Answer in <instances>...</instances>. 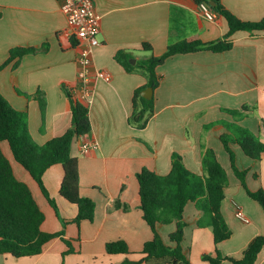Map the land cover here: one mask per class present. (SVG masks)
I'll return each instance as SVG.
<instances>
[{"label":"crops","instance_id":"crops-1","mask_svg":"<svg viewBox=\"0 0 264 264\" xmlns=\"http://www.w3.org/2000/svg\"><path fill=\"white\" fill-rule=\"evenodd\" d=\"M101 16L100 45L93 51L94 66L111 75L110 81L99 79L90 98L92 130L88 139L96 147L87 155L77 139L72 155L79 162V192L96 204L93 222L64 226L61 219L73 220L77 206L60 196L64 177L61 165H54L43 176L44 184L58 205V213L43 196L30 174L15 161L7 142L1 148L11 162L17 178L31 189L45 214L42 230L64 233L75 253L63 257L67 246L56 238L45 245L40 255L15 258L0 255V264H121L126 259L139 261L140 252L153 233L140 210L137 174L143 169L167 175L172 154L179 153L184 165L193 173L203 174L201 142L212 148L225 168L229 186L225 189L222 212L232 231L229 240L218 245L224 257L240 258L249 243L264 235V211L251 199L234 175L228 153L220 136L223 128L204 133L206 124L231 121L221 111L256 106L241 125L261 136L264 142V31L253 34L240 31L231 39L233 48L214 53L199 51L170 57L158 67L162 77L154 91L155 112L144 129L129 124L135 90L146 80L127 73L115 61L124 50L137 61L151 53L143 43L162 55L169 45L181 41L215 42L229 32L225 18L206 17L196 0H94ZM227 10L245 22L264 19V0H222ZM62 0H0V94L16 110H27L29 130L40 145L63 135L71 126V106L64 86H76L78 50L66 35L67 19L61 10ZM15 48H38V53L2 67ZM133 60V59H131ZM19 94H18V93ZM42 93L47 103L43 118L39 101L27 98ZM204 134V135H203ZM239 169L247 170L246 182L252 191L264 188V158L253 160L239 145H232ZM255 176H258L255 177ZM120 199L130 209H115ZM242 209L247 222L236 213ZM202 213L195 204L185 207L187 221L183 248L193 264H205L203 256H215L216 245L210 228H199ZM177 229L175 222L158 225L164 241ZM123 240L130 255H109L108 242ZM173 245V244H172ZM256 264H264V250Z\"/></svg>","mask_w":264,"mask_h":264},{"label":"trees","instance_id":"trees-1","mask_svg":"<svg viewBox=\"0 0 264 264\" xmlns=\"http://www.w3.org/2000/svg\"><path fill=\"white\" fill-rule=\"evenodd\" d=\"M198 5H206L217 16L225 18L229 26L228 34L215 42L181 41L169 45L162 55H155L148 43H143V49L151 54L131 63L134 57L121 50L115 55V61L127 73L139 74L146 83L135 90L132 98V112L129 124L137 129H144L154 116L155 97L144 98L141 93L152 88L155 91L162 80L158 67L167 59L176 55L212 51L221 53L229 51L234 44L231 37L240 31L253 34L264 31V19L259 22H245L237 18L225 8L222 0H196ZM1 17V14H0ZM75 45V42H72ZM43 49V48H42ZM38 48H15L10 51L9 58L3 68L13 63V69L18 67L21 58L28 54L41 51ZM71 106L72 123L61 136L55 137L43 145L38 144L29 130L27 110H16L0 94V255L9 254L15 258L40 255L46 244L60 238L67 250L63 257L75 253L72 241L64 238V233H48L42 230L45 214L38 205L29 186L15 175L11 162L4 154L1 143L7 142L13 157L33 178L43 196L58 213V205L44 184L43 176L54 165H61L64 177L60 186V196L67 202L77 206L78 214L73 220L61 219L64 226L75 224L80 226L83 221L93 222L96 204L91 198L83 197L79 192V162L72 155V145L81 136H88L92 126L90 121V105L73 97L72 87L64 86ZM18 93V92H17ZM20 93V92H19ZM18 93V94H19ZM39 101L44 118L46 100L42 93L33 96L25 95ZM256 110V106L244 105L241 109H225L221 111L232 117L231 121L219 120L204 126L203 132L220 127L224 132L220 141L228 153L232 170L240 180L248 196L259 203L264 211V188L252 191L246 182L247 170H241L236 163V154L232 145H239L246 156L253 160L264 158V142L250 129L241 125V121ZM204 135V134H203ZM203 174L190 171L183 163L182 156L172 154V167L167 175H159L154 171L143 169L137 174L139 184L140 210L143 219L151 229L153 238L145 242L139 261L126 259L121 264H193L183 248L187 221L184 217L185 207L189 202L195 204L202 213L198 220L199 228H210L216 245L215 256H203L205 264H256L264 250V235L255 237L244 250L240 258L224 257L218 250V245L229 240L232 231L222 212L225 189L229 186V178L225 168L217 158L216 152L201 142ZM258 178V176H255ZM115 209L129 211L127 204L117 199ZM175 222L177 229L170 234L167 244L158 230V225H168ZM173 244V245H172ZM105 251L109 255H130L129 245L123 240L108 242ZM64 264V261L61 263Z\"/></svg>","mask_w":264,"mask_h":264},{"label":"built area","instance_id":"built-area-1","mask_svg":"<svg viewBox=\"0 0 264 264\" xmlns=\"http://www.w3.org/2000/svg\"><path fill=\"white\" fill-rule=\"evenodd\" d=\"M201 8L209 19L216 17V14L204 4ZM62 12L67 19L66 35L73 40L78 50L77 57V81L72 86L73 97L83 103L90 105V98L93 86L99 79L110 81L111 75L94 66L93 51L100 45L99 34L101 32V16L95 8L94 0H62ZM82 154L87 155L97 144L90 141L88 136L78 138ZM237 217L247 222L242 209L237 210Z\"/></svg>","mask_w":264,"mask_h":264},{"label":"water","instance_id":"water-1","mask_svg":"<svg viewBox=\"0 0 264 264\" xmlns=\"http://www.w3.org/2000/svg\"><path fill=\"white\" fill-rule=\"evenodd\" d=\"M131 63L136 64V60L135 59L131 60ZM153 94L154 91L152 88H147L141 93V95L146 99H151L153 97Z\"/></svg>","mask_w":264,"mask_h":264},{"label":"rangeland","instance_id":"rangeland-1","mask_svg":"<svg viewBox=\"0 0 264 264\" xmlns=\"http://www.w3.org/2000/svg\"><path fill=\"white\" fill-rule=\"evenodd\" d=\"M232 118V117H231ZM257 135V134H256ZM259 136V135H258ZM260 138H261V136H259ZM262 139V138H261ZM262 141H263V139H262ZM234 173V172H233ZM235 175V174H234ZM238 179V178H237ZM239 180V179H238ZM240 181V180H239Z\"/></svg>","mask_w":264,"mask_h":264}]
</instances>
